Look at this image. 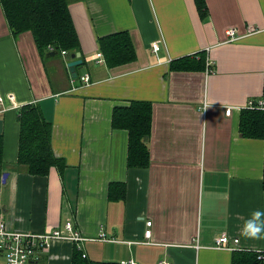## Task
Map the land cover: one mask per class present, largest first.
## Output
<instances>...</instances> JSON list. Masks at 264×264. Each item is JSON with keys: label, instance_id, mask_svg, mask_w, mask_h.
I'll list each match as a JSON object with an SVG mask.
<instances>
[{"label": "crops", "instance_id": "obj_1", "mask_svg": "<svg viewBox=\"0 0 264 264\" xmlns=\"http://www.w3.org/2000/svg\"><path fill=\"white\" fill-rule=\"evenodd\" d=\"M206 1L203 18L195 0H69L83 59L76 79L70 56L43 58L30 31L14 36L0 4V220L24 232L72 222L93 261L232 264L233 251L215 246L224 234L239 250L264 251V230L246 234L264 226V140L240 131L242 109L264 94V0ZM231 28L240 39L229 40ZM121 31L137 59L110 68L99 39ZM202 54L205 68H171ZM132 101L153 108L147 168L128 166L129 132L112 126L114 109ZM29 103L52 123L67 163L47 176L18 164V114ZM113 182L127 185L124 200L109 199ZM76 247L54 240L30 263L72 264Z\"/></svg>", "mask_w": 264, "mask_h": 264}, {"label": "trees", "instance_id": "obj_2", "mask_svg": "<svg viewBox=\"0 0 264 264\" xmlns=\"http://www.w3.org/2000/svg\"><path fill=\"white\" fill-rule=\"evenodd\" d=\"M201 17L208 16L206 0H195ZM8 25L14 36L30 31L40 55L57 48L68 56L80 51V39L75 27L69 0H0ZM99 46L110 68L134 62L137 52L128 31L109 34L99 39ZM191 57L172 61V69L205 68L204 55L200 60ZM264 98V94H263ZM153 108L150 102L132 101L129 106L114 109L112 126L129 132L128 166L147 168L150 164L148 140L152 133ZM20 146L18 164L28 173L47 176L51 168L63 170L66 161L53 150V125L39 105L29 103L19 110ZM240 131L246 138L264 140V109L244 108L241 111ZM3 137L0 136V163L2 162ZM127 185L113 182L109 199L120 201L126 198ZM72 264H123L120 262L93 261L84 251L75 248ZM232 264H264V252L234 250Z\"/></svg>", "mask_w": 264, "mask_h": 264}, {"label": "built area", "instance_id": "obj_3", "mask_svg": "<svg viewBox=\"0 0 264 264\" xmlns=\"http://www.w3.org/2000/svg\"><path fill=\"white\" fill-rule=\"evenodd\" d=\"M230 41H236L240 39L236 29L231 28L227 31ZM160 42L156 41L152 45L153 52L158 53L160 51ZM99 58H103L102 54H99ZM103 61V60H102ZM207 71L213 72L211 61L207 63ZM82 84L89 85L91 82L90 74H85L81 77ZM2 100V94L0 93V101ZM234 107H228L226 110L227 115H231ZM245 108H258L264 109V98L253 99L249 101ZM147 226H152V221L147 222ZM151 229L148 228L145 232V236L151 235ZM71 240L76 243L79 250L84 251L83 242L87 240L80 231H78L72 222L66 223L63 228L55 229L50 232H24L8 227L4 220H0V254L5 258V264H31L38 252L47 250L51 242L54 240ZM218 249H224L229 251L239 250L240 239L231 238L227 234L222 235L216 239V245ZM263 253L264 251H258ZM84 252V257H86ZM123 264H137L135 261L124 262Z\"/></svg>", "mask_w": 264, "mask_h": 264}, {"label": "water", "instance_id": "obj_4", "mask_svg": "<svg viewBox=\"0 0 264 264\" xmlns=\"http://www.w3.org/2000/svg\"><path fill=\"white\" fill-rule=\"evenodd\" d=\"M59 50L57 48L52 49L49 53H47V57H52L59 54ZM71 60L68 62L69 71L71 73L72 78L76 79L78 77L77 67L83 64V59L81 58V52H76L71 54ZM8 173H4L3 182H6Z\"/></svg>", "mask_w": 264, "mask_h": 264}, {"label": "clouds", "instance_id": "obj_5", "mask_svg": "<svg viewBox=\"0 0 264 264\" xmlns=\"http://www.w3.org/2000/svg\"><path fill=\"white\" fill-rule=\"evenodd\" d=\"M262 230H264V226H255V227H252V231L250 233L246 232V234L257 236Z\"/></svg>", "mask_w": 264, "mask_h": 264}]
</instances>
